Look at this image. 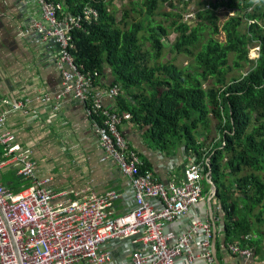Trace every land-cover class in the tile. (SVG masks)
Instances as JSON below:
<instances>
[{
  "label": "trees",
  "instance_id": "1",
  "mask_svg": "<svg viewBox=\"0 0 264 264\" xmlns=\"http://www.w3.org/2000/svg\"><path fill=\"white\" fill-rule=\"evenodd\" d=\"M47 1L61 4L62 17L97 13L72 32L75 63L92 74L93 87L109 67L120 118L149 126L164 150L184 148L204 174L210 167L225 243L252 247L253 236H264V0ZM220 8L235 11L221 27ZM192 11L194 18L182 17ZM221 32L222 43L214 39ZM172 35V54L189 65L162 62ZM253 48L257 58L249 60Z\"/></svg>",
  "mask_w": 264,
  "mask_h": 264
},
{
  "label": "built area",
  "instance_id": "2",
  "mask_svg": "<svg viewBox=\"0 0 264 264\" xmlns=\"http://www.w3.org/2000/svg\"><path fill=\"white\" fill-rule=\"evenodd\" d=\"M38 2L46 25L36 24L35 28L44 40H50L60 51L64 89L57 98L69 94L87 107L105 155L103 161L114 162L120 173L128 178L136 206L123 215L114 216V203L120 197L116 191L81 199H69L70 194L79 196L77 193L52 191L48 187L50 179L36 178L37 163L29 150L17 144L2 115L0 169L12 166L21 179L31 184L18 193L0 184V264H108L112 254L103 250L104 246L126 240H134L136 245L147 250L146 254L137 251L132 258L133 264H178L183 253L191 263L195 256L190 253V243L197 238H200L198 259L204 264H215L208 220L194 222L174 247L163 234L166 224L186 214L203 199L201 163L190 162L179 183L164 184L152 171L143 169L142 159L129 148L119 130L121 119L117 112L103 104L101 93H94L92 74L82 72L71 54L72 32L81 27L83 20H91L97 13L88 10L83 17H62L61 4L47 0ZM193 17L192 11L185 14L184 19ZM105 92L115 100L119 87L110 86ZM19 108L20 105L13 106V109ZM58 198L63 200L55 203ZM229 247L232 255L246 260L254 253L253 248Z\"/></svg>",
  "mask_w": 264,
  "mask_h": 264
},
{
  "label": "crops",
  "instance_id": "3",
  "mask_svg": "<svg viewBox=\"0 0 264 264\" xmlns=\"http://www.w3.org/2000/svg\"><path fill=\"white\" fill-rule=\"evenodd\" d=\"M36 24L46 25L38 0H0V116L5 117V126L15 136L17 144L31 152L37 163V179H50L48 187L52 191L79 195L70 194L69 199L116 191L120 197L114 203V216L123 215L136 206L133 188L114 162L103 161L105 155L87 107L69 94L57 98L64 89L60 51L50 40H44ZM113 81V74L106 67L92 90L102 94L104 105L116 108L115 100L105 92ZM14 105L20 108L13 109ZM120 119L119 130L127 145L138 153L154 177L164 184L179 183L187 166L193 162L184 148L164 150L151 142L149 126L140 127L127 116ZM206 179L207 174L202 183H207ZM0 184L18 193L31 182L21 179L14 167L6 166L0 169ZM210 191L209 185L207 191L202 190V200L165 225L163 234L169 239L168 244L176 246L194 222L208 220L211 233L215 230L216 234L218 264H264V236L261 235L258 239L252 237L256 243L248 248L254 251L251 259L232 255L230 245L225 243L224 210L216 195L209 199ZM62 200L58 198L54 202ZM153 203L158 207L157 202ZM199 240L190 243V253L195 256L193 261L189 263L183 253L178 264H204L198 259ZM231 245L243 249L239 243ZM210 249L212 255L211 242ZM103 250L112 254L108 264H133L137 251L147 253L134 240L114 242Z\"/></svg>",
  "mask_w": 264,
  "mask_h": 264
},
{
  "label": "rangeland",
  "instance_id": "4",
  "mask_svg": "<svg viewBox=\"0 0 264 264\" xmlns=\"http://www.w3.org/2000/svg\"><path fill=\"white\" fill-rule=\"evenodd\" d=\"M183 1H185V0H183ZM194 1L197 2L198 0H194ZM179 7H184V4L179 5ZM193 7H194V10L197 9V8H201V9L207 8V6L197 5V4H196V6H193ZM188 8H191V5H189ZM181 14H182V11H181ZM214 14L217 17V24H218V26L221 27V25L227 20V18H229L230 16L235 15V11H231V10H226L224 8H220V9L216 10ZM182 17L184 18V12H183V16ZM188 23H189V21H188ZM175 39H176V35H172L170 38H168L167 40L164 41L166 48H165V52H164V56H163L162 62L163 63H167L169 61L174 60V63L178 67L187 66L190 63H192V61L190 59L185 58V57H182V56H180V57L179 56H175L171 52V47H172L173 43L175 42ZM214 39L217 40L220 43L224 42V36L222 35V32L219 33V36L214 37ZM256 58H257V49L256 48L255 49L253 48L252 50H250V52L248 54V59L249 60H255ZM259 212L258 211H255L252 214L253 218H256L258 216ZM259 224L260 225L258 226V229H262L263 232H264V218H263V221L260 222Z\"/></svg>",
  "mask_w": 264,
  "mask_h": 264
},
{
  "label": "water",
  "instance_id": "5",
  "mask_svg": "<svg viewBox=\"0 0 264 264\" xmlns=\"http://www.w3.org/2000/svg\"><path fill=\"white\" fill-rule=\"evenodd\" d=\"M207 174V183L210 185L211 187V191H210V194H209V199H211L212 196L216 195L217 194V188L215 186V184L212 182L211 180V171H210V167H209V170L208 172L206 173ZM213 236H212V240H211V247H212V256L214 258V262L215 264H218L217 260H216V256H215V238H216V234H215V230H213L212 232Z\"/></svg>",
  "mask_w": 264,
  "mask_h": 264
},
{
  "label": "clouds",
  "instance_id": "6",
  "mask_svg": "<svg viewBox=\"0 0 264 264\" xmlns=\"http://www.w3.org/2000/svg\"><path fill=\"white\" fill-rule=\"evenodd\" d=\"M185 16V15H184ZM194 18V17H193ZM204 174V173H203ZM205 175V174H204Z\"/></svg>",
  "mask_w": 264,
  "mask_h": 264
},
{
  "label": "bare ground",
  "instance_id": "7",
  "mask_svg": "<svg viewBox=\"0 0 264 264\" xmlns=\"http://www.w3.org/2000/svg\"><path fill=\"white\" fill-rule=\"evenodd\" d=\"M253 56V55H252Z\"/></svg>",
  "mask_w": 264,
  "mask_h": 264
}]
</instances>
